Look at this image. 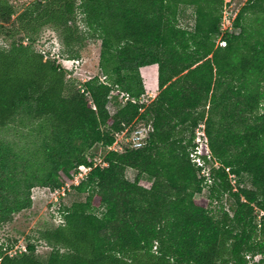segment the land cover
<instances>
[{
  "label": "trees",
  "instance_id": "trees-1",
  "mask_svg": "<svg viewBox=\"0 0 264 264\" xmlns=\"http://www.w3.org/2000/svg\"><path fill=\"white\" fill-rule=\"evenodd\" d=\"M223 7L224 0H32L17 12L0 0V128L21 116L46 124L57 160L41 184L51 189L71 183V168L92 167L73 186L84 198L63 208L61 224L38 231L47 257H36L33 241L14 253L0 244V264H250L246 257L258 254L255 264H264V241L255 237L264 230V0H246L226 29ZM186 8L192 28L179 24ZM43 29L56 35L55 53L35 47ZM90 41H99L105 82L97 73L77 85L59 60L81 62ZM152 64L154 98L122 103L116 90L144 94L140 68ZM201 121L217 163L207 175L189 155ZM136 122L146 129L141 146L121 140L105 165L82 154L112 145ZM7 178L0 176V223L30 205L35 185L22 178L8 186ZM204 184L208 196L196 199ZM212 199L228 203L219 216Z\"/></svg>",
  "mask_w": 264,
  "mask_h": 264
},
{
  "label": "rangeland",
  "instance_id": "rangeland-1",
  "mask_svg": "<svg viewBox=\"0 0 264 264\" xmlns=\"http://www.w3.org/2000/svg\"><path fill=\"white\" fill-rule=\"evenodd\" d=\"M9 1L15 6L18 12L32 0ZM245 1L224 0V5L226 4L227 8L226 12L233 18ZM247 22H249V16H246L244 19V24H247ZM179 24L186 28L193 27L194 17L191 8L185 9L184 17H182ZM1 43L2 41L0 40ZM57 43L58 41L54 32L49 29H43L34 45L38 50L55 53ZM98 54L99 41H90L82 50V60L79 65L72 66L68 61H64V66L71 67L68 69L71 74L70 79L76 81L78 85L82 80H87L88 76H94L97 73L100 74ZM152 68L154 70L151 69L149 72L143 71L142 73L145 101L153 99L158 91L157 83L154 79L157 66L155 65ZM143 69L141 68L140 70ZM260 108L264 110V99L261 102ZM108 110L110 113L114 112L115 107L113 103L108 104ZM25 118V116H21L18 120L11 122L6 127L0 128V169H2L0 176L8 177L7 180L10 181L8 186L20 187L17 183L22 178L34 180L35 185L30 189V205L14 213L10 221L0 223V244L3 247L10 248V252L14 253L23 250L27 240L33 241L36 243V257L44 260L50 251V247L44 241L38 240V231L61 224L63 220V208L69 206L74 200L83 199L85 193H77L73 188V186H76L74 183H65L61 188H55L57 192L54 194L52 193L53 189L41 184L42 179L50 172L57 160L56 144L44 122L31 124ZM138 123L136 122L134 126ZM200 123L203 122L201 121ZM108 151V147L98 143L83 150L82 154L87 158L91 157L94 162L99 163L102 162L103 157ZM208 152L210 150L206 152V161L200 175H207L211 166H217L212 156H208ZM94 157L96 159H93ZM73 170L74 167L71 168L70 173ZM135 174L136 171L134 169L128 167L125 169V177L127 179L133 180ZM141 183L149 187L150 179L144 176L141 179ZM206 183L209 184V181L207 180ZM239 183L241 185H247V179L243 178L242 182ZM233 184L236 185L235 181ZM23 190V187L20 192L12 189V193L20 194ZM207 196L208 187L204 184L202 192L197 193L195 198L206 199ZM227 204L225 199H212L209 201V208L215 216H219L223 210L222 206L227 209ZM263 213L261 211L260 215ZM255 237L256 240L264 241V230L257 231ZM260 256V254L254 257L249 255L246 258H248L250 264H255Z\"/></svg>",
  "mask_w": 264,
  "mask_h": 264
},
{
  "label": "built area",
  "instance_id": "built-area-1",
  "mask_svg": "<svg viewBox=\"0 0 264 264\" xmlns=\"http://www.w3.org/2000/svg\"><path fill=\"white\" fill-rule=\"evenodd\" d=\"M226 9L227 8H226V4H225L223 7V12H222L221 29H226V28L231 27L232 17L231 18L229 17V13L226 12ZM217 44L223 46V45H225V41L218 38ZM64 61H68L72 66H77L80 64L79 60H61V61L59 60L61 65L63 67H65L66 69H70L71 67L64 66ZM70 76H71V74L67 73V77H70ZM89 77H91V76H88V78ZM98 77H99L100 81L105 82V75L98 74ZM83 81H85V80H82V82ZM116 91L120 92L119 98L121 99L122 103H124L126 101H132V102L138 101L139 103L145 102V99H144L145 95L144 94H142L141 96H138L136 98V97L130 96L128 93H125V92H122L119 90H116ZM90 102H91V100H90ZM92 108H95V107L92 106ZM149 129H150V125L148 124L147 130H149ZM145 131H146V129L141 123H138L135 126H133V125L127 126L123 130H121L120 132H117L115 134V140H114L113 144L109 145L107 147L109 150L121 151L123 149V146L120 144L121 140H123L129 146L139 147L144 143V139L146 136ZM194 143H195V146L193 147V149L191 150L189 155H190L191 161L196 166L202 167V170H203L205 161H204V158L202 157V154H206V157H207L206 152L209 150L204 123H199L196 126ZM208 156H210V152H208ZM93 159H96V158L94 157ZM97 164L105 165L106 163H104V162L96 163L93 161V166H96ZM91 168L92 167L89 165L79 164L73 170V172L71 174L72 175L71 183H74L77 185L86 176V174L91 170ZM226 170H228V168H226ZM229 178H230L232 183L235 181L233 174H230ZM67 184H69V183H67ZM52 191L51 192L54 194L57 192V189H53Z\"/></svg>",
  "mask_w": 264,
  "mask_h": 264
},
{
  "label": "crops",
  "instance_id": "crops-1",
  "mask_svg": "<svg viewBox=\"0 0 264 264\" xmlns=\"http://www.w3.org/2000/svg\"><path fill=\"white\" fill-rule=\"evenodd\" d=\"M182 17H184V15H181V16L179 17V22L181 21ZM155 65H156V64H152V65H148V66L141 67V68H144L143 70H140L141 76L143 75V74H142L143 71H145V72H149L151 69L154 70L152 67H155ZM151 66H152V67H151ZM156 66H157V65H156ZM141 68H140V69H141ZM154 79L156 80V83H157V72L155 73V77H154ZM146 92H148V91L146 90Z\"/></svg>",
  "mask_w": 264,
  "mask_h": 264
}]
</instances>
